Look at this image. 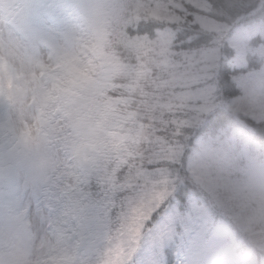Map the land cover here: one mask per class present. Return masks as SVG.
<instances>
[{"label":"rangeland","instance_id":"374dc122","mask_svg":"<svg viewBox=\"0 0 264 264\" xmlns=\"http://www.w3.org/2000/svg\"><path fill=\"white\" fill-rule=\"evenodd\" d=\"M10 2L0 0V5ZM26 3L28 19L19 37L0 38V161L6 153L17 161L7 182L0 179V240L7 229L17 252V264H75L96 258L99 264H129L140 247L138 264H158L156 244L144 240L145 233L139 237L136 233L147 215L143 203L130 206V201H125L119 211L113 212L85 198L67 199L64 206L57 207L53 197L57 183L66 175L81 170L90 175L102 159L112 158L115 152H129L125 145L133 141V136L125 128L134 123L132 116L117 109L120 100L108 102L113 105L109 108L96 100L105 96L115 72L102 61L103 48L99 44L105 39L108 23L121 21L129 4L138 11L144 0ZM231 47L239 59L238 69L247 66L250 51H259L264 57L250 38H234ZM69 56H79L92 77L77 75L81 84L74 85L72 91L63 90L48 75L60 71ZM251 81L264 85V65L238 76L240 95L227 108L264 121V87H250ZM210 136L230 149L250 152L248 137L232 125L219 126ZM140 176H144L145 184L169 182L167 176L157 181L137 173ZM135 182L132 177L126 185L131 187ZM194 183L201 187V192L194 193L200 214L204 215L208 214L209 204L221 207L215 191H235L227 177L209 172L195 177ZM49 201L56 208L59 223L54 229L45 226L41 230L36 208L47 209ZM228 230L225 224L224 231ZM118 235L125 239L116 241Z\"/></svg>","mask_w":264,"mask_h":264},{"label":"snow or ice","instance_id":"6c2138e0","mask_svg":"<svg viewBox=\"0 0 264 264\" xmlns=\"http://www.w3.org/2000/svg\"><path fill=\"white\" fill-rule=\"evenodd\" d=\"M144 7L145 12L127 27L126 39L133 45L144 44L153 52L154 62L149 65L150 75L144 84V98L149 104L145 122L152 139L143 157L130 160L116 173L117 185H124L129 177L136 178L131 187H125V201H130V206L141 203L147 206L144 222L136 229L137 237L160 209L184 222L189 239L194 240L200 209L193 186L181 162L169 165L159 157L168 155L171 146L179 161V153L190 138L207 134L229 119L227 105L238 95L235 77L264 65V57L251 55L247 68H236L232 63L236 53L231 42L234 38H250V43L264 53V0H144ZM222 35L226 38L222 39ZM198 58L215 63L217 83L197 109L171 110L176 108L173 101L177 93L173 89L191 87L192 73L188 69L190 61ZM130 59L136 63L134 53L130 52ZM249 86L264 87L255 81ZM251 125L264 131V121H252ZM137 167L153 181L167 176L169 182L145 184L144 176L137 177ZM36 222L41 230L45 226L54 229L59 223L51 201L47 209L37 206ZM143 238L156 244L151 233ZM158 264L169 261L159 255Z\"/></svg>","mask_w":264,"mask_h":264},{"label":"trees","instance_id":"16d2710c","mask_svg":"<svg viewBox=\"0 0 264 264\" xmlns=\"http://www.w3.org/2000/svg\"><path fill=\"white\" fill-rule=\"evenodd\" d=\"M127 8L121 21L118 23H108L105 30V39L99 44L103 48V54L101 55L102 61L105 65H108H106V67H113L115 72L111 75V86L106 90L105 96H103V98L98 97L96 100L104 103L107 108L112 105L108 102L115 103V101L120 100V103L116 105L117 109L123 115H127L128 117L132 116L131 120L134 121L132 125L128 124L127 128H125V130L131 131L133 141H128L125 145V147L129 149V152L122 154L115 152L112 158L109 157L106 160L102 159L92 174L89 175L85 172L84 175L81 170V172H75L63 177L61 181L57 183L53 195L58 203L56 204L57 207H60L61 204L64 206V202L67 199L72 201L85 198L88 203L90 202L94 205L98 204L102 206L105 211H119V205L125 202V196L127 195L125 187H127V185L126 183L124 185H117L116 173L130 160L143 157L144 149L152 139L149 124L145 122L147 118L146 113L149 111V104L144 98V84L150 75L149 65L154 62L153 52L150 47L144 44L133 45L132 42L126 39L127 27L134 19L139 18L145 12V7L143 5L140 6L138 8L139 10L136 11L137 13L134 10L135 8L130 4ZM152 14L155 15L156 13L153 12ZM130 52L134 53L136 63L131 61ZM259 54V51H250L246 57L247 62L251 55H257L258 58L263 57ZM220 55L223 56L224 53H220ZM236 56L235 54L232 58V63L235 67L236 62L239 61ZM80 59L79 56H69L67 64L64 67L62 66L60 71H54L48 75L55 80L60 88L72 91L75 89L73 88L75 87L74 85L81 84L77 75L80 77L92 78L82 65ZM190 64L191 67L188 71L192 73L190 78L191 87H177L173 89V91L177 93L173 101V103L176 104V108L171 110L188 112L197 109L203 104L209 90L217 83L215 63L212 62L208 65L204 59L198 58L195 61H190ZM245 68H247V66ZM258 69L260 68L251 69L248 72ZM239 75L240 74L235 77L238 95L234 98L240 95L238 85ZM197 89H201L203 92H198ZM228 112L229 119L222 125H232L243 132L249 139L250 151L253 148H259L261 145H264V131H257L251 125V122L256 120L250 118L245 112L238 113L231 112L230 110H228ZM256 122L259 123L260 121ZM219 126L215 129H218ZM212 131H209L208 134L212 133ZM185 146L186 143L179 153V161L176 160L173 155L175 150L172 149L171 146L168 148L169 154L161 156L159 159L166 161L169 165L181 162ZM120 158L122 159L121 162L119 161ZM137 173H144V171L137 167ZM191 185L193 186V184ZM193 189L201 192V187L198 185L193 186ZM215 192V198L219 202L218 205L222 206V196L228 192H222L221 190ZM204 195L206 198L209 197L205 192ZM235 240L254 252L255 258L258 260L261 255L264 254V237H261L259 230L255 233L245 232L240 236H235ZM99 262L100 261L96 258L94 260L77 262L75 264H99Z\"/></svg>","mask_w":264,"mask_h":264},{"label":"clouds","instance_id":"9594fccd","mask_svg":"<svg viewBox=\"0 0 264 264\" xmlns=\"http://www.w3.org/2000/svg\"><path fill=\"white\" fill-rule=\"evenodd\" d=\"M27 19L26 0L0 5V38L19 37ZM181 164L193 186L195 177L209 172L227 177L235 191L222 196L221 207L209 204L208 214H199L194 240L189 239L184 222L158 209L144 229L145 236H154L158 254L169 264H264V254L257 260L254 252L234 239L257 230L264 237V145L243 153L207 133L186 142ZM16 166L17 161L6 153L0 161V179L6 183ZM225 224L229 226L227 232ZM123 239L116 237V241ZM141 253L140 247L129 264H138ZM17 258L6 229L4 239L0 240V264H17Z\"/></svg>","mask_w":264,"mask_h":264}]
</instances>
